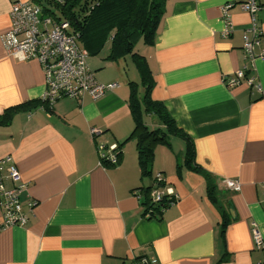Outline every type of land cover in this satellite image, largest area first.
Returning a JSON list of instances; mask_svg holds the SVG:
<instances>
[{
  "label": "crops",
  "instance_id": "1",
  "mask_svg": "<svg viewBox=\"0 0 264 264\" xmlns=\"http://www.w3.org/2000/svg\"><path fill=\"white\" fill-rule=\"evenodd\" d=\"M14 1L39 0H0V115L40 101L46 91L42 65L12 57L3 44ZM240 1L167 0L154 45L136 46L155 80L153 99L192 140L196 164L212 176L227 208L224 237L206 178L185 165V140L170 137L171 148L159 146L152 177H141L136 141L124 144L135 127L129 83L137 80L120 70L128 57L114 63L101 54L89 57V67L101 83H118L117 90L99 100L68 98L50 110L20 112L0 127V159L11 156L27 182L21 202L29 217L23 227L0 231V264H133L140 257L155 264H264V247L257 248L252 236L256 226L264 245V58L252 63L245 57L244 34L252 23ZM228 4L235 5L234 27L224 37ZM256 17L260 56L264 7ZM245 68L261 92L245 82L225 84ZM125 78L126 86L120 83ZM144 121L160 127L154 116ZM121 144L120 163L101 164L99 146ZM159 173L177 202L151 217L134 190L150 188ZM227 181H238L241 190H230Z\"/></svg>",
  "mask_w": 264,
  "mask_h": 264
},
{
  "label": "built area",
  "instance_id": "2",
  "mask_svg": "<svg viewBox=\"0 0 264 264\" xmlns=\"http://www.w3.org/2000/svg\"><path fill=\"white\" fill-rule=\"evenodd\" d=\"M69 0H40L38 2L14 1L10 12L11 26L3 35V44L7 52L19 60H36L44 70L46 91L42 101L52 109L63 99H82L85 96L99 100L106 94L119 88L118 83H101L96 73L89 67V53L80 46L78 36L72 31L71 23L64 17L55 15L54 7L61 10ZM235 7L228 4L223 9L225 23L224 37L233 32V22L230 11ZM239 7L251 15V27L244 34L245 57L252 63L257 57L264 58V51L260 56L256 47L261 45V30L257 25V13L264 7V0H241ZM53 9V10H52ZM248 68L239 70L235 75L224 79L228 87H236L243 82L257 91H262L257 79L247 76ZM97 134L96 130H92ZM101 164L117 166L120 163L118 145L99 146ZM110 151L108 154L107 152ZM10 181L12 188H7L5 182ZM159 185H162L158 188ZM228 188L234 192L241 190L238 181H227ZM154 186L150 190L152 203H161L164 199L170 206L177 202L176 194L166 189L163 174L155 177ZM157 186V187H156ZM28 184L23 181L21 174L11 156L0 159V231L11 227H23L29 217L21 202L22 194L27 191ZM135 196L140 198L141 191L135 190ZM36 202L28 204L33 211ZM149 216L152 215L150 211ZM253 240L257 248L264 247L260 231L256 226L252 231ZM156 261L148 257H140L133 264H155Z\"/></svg>",
  "mask_w": 264,
  "mask_h": 264
},
{
  "label": "trees",
  "instance_id": "3",
  "mask_svg": "<svg viewBox=\"0 0 264 264\" xmlns=\"http://www.w3.org/2000/svg\"><path fill=\"white\" fill-rule=\"evenodd\" d=\"M166 3L167 0H69L61 8V12L71 23L73 33L78 36L80 45L88 51L90 57L99 56L105 47L109 46L106 60L115 63L130 56L134 61L140 76V83H129V107L135 127L124 144L130 140L136 141L141 177L143 179L152 177L156 150L161 145L171 148L169 137L185 140L187 144L185 165L189 170L201 173L206 178L208 197L222 217L224 237L231 220L225 204L223 205L217 195L212 176L196 164L195 146L192 140L177 126L166 106L153 99L152 94L155 89L153 74L145 57L136 51L140 41L147 46L154 45L159 25L166 12ZM39 107L50 110L42 100L6 109L0 115V127L11 125L18 113L31 112ZM144 116L156 117L160 127L155 129L147 127ZM122 146V144L118 145L120 158ZM161 186L159 185L158 188ZM153 187L154 184L148 189L137 190L142 193L141 200L145 209L147 208L146 211L148 213L152 211V215L158 217L170 207V204L166 199L158 204L152 203L150 190Z\"/></svg>",
  "mask_w": 264,
  "mask_h": 264
},
{
  "label": "rangeland",
  "instance_id": "4",
  "mask_svg": "<svg viewBox=\"0 0 264 264\" xmlns=\"http://www.w3.org/2000/svg\"><path fill=\"white\" fill-rule=\"evenodd\" d=\"M54 9V11H55V15L57 16V17H63V14H62V12H61V10L60 9H58V8H53ZM52 9V10H53ZM80 43V42H79ZM81 46V45H80ZM82 47V46H81ZM141 47H144V43H143V41H140L139 43H138V45H137V49H141ZM109 49L107 48V51H103L101 54H102V56H106V55H109ZM100 54V55H101ZM90 57V56H89ZM97 57V56H96ZM107 58V57H106ZM105 61L106 62H111V61H109V60H106L105 59ZM104 61V62H105ZM124 68L125 69H123L122 67L120 68V70H121V72H122V74L123 75H125L126 74V72H127V75H128V78L127 79H129V80H137V82H139L140 83V76H139V72H138V70H137V68H136V66H135V64H134V61L132 60V58L129 56L128 58H127V63H124ZM123 81H121L120 83H121V85H125L126 86V84H127V81L128 80H126V78L125 79H122ZM143 93V90H141V94ZM170 137H169V142H170ZM170 145H171V142H170Z\"/></svg>",
  "mask_w": 264,
  "mask_h": 264
}]
</instances>
